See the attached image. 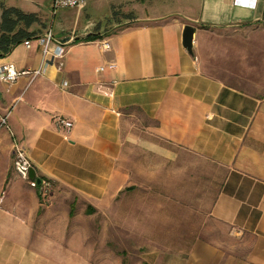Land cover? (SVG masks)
<instances>
[{"label": "crops", "instance_id": "obj_1", "mask_svg": "<svg viewBox=\"0 0 264 264\" xmlns=\"http://www.w3.org/2000/svg\"><path fill=\"white\" fill-rule=\"evenodd\" d=\"M116 1L106 3L104 17ZM180 2L174 15L135 14L112 27L107 18L87 23L82 34H71L60 68L51 54L42 56L37 37L45 30L0 57V65L19 70L42 68L33 79L0 81V264H87L93 228L105 247L98 259L106 258L108 230L131 226L119 219L128 213L121 202L131 180L121 167L125 150L136 144L172 154L128 130L132 110L154 122L148 130L155 137L224 168L210 216L251 237L241 258L196 240L182 264H264V91L252 94L205 74L197 55L205 28L264 29V0ZM185 24L194 26L193 54L182 46ZM88 35L95 38L84 40ZM54 115L72 127L58 129ZM16 145L50 181L49 201L14 171Z\"/></svg>", "mask_w": 264, "mask_h": 264}, {"label": "rangeland", "instance_id": "obj_2", "mask_svg": "<svg viewBox=\"0 0 264 264\" xmlns=\"http://www.w3.org/2000/svg\"><path fill=\"white\" fill-rule=\"evenodd\" d=\"M99 1L90 0L81 9L53 11L50 0H0V33L10 26L12 33L24 29L35 34L51 27L61 39L72 33L78 36L84 25L101 24L104 18L108 20L105 25L111 26L146 12L174 15L182 7L181 0H122L116 1L104 17L109 0ZM17 12L33 20L27 25L26 18ZM90 30L95 31L96 26ZM197 55L205 74L252 94L264 91V29L246 25L205 28L198 39ZM132 111L128 130L166 146L172 154L166 157L129 144L121 166L131 179L124 193L128 196L121 202L128 216L119 219L127 217L131 226L108 230V254L103 260L98 258L105 247L99 230L93 228L86 247L92 249L87 264H182L196 240L214 244L221 253L243 257L251 237L210 216L224 168L155 137L148 130L154 122Z\"/></svg>", "mask_w": 264, "mask_h": 264}, {"label": "built area", "instance_id": "obj_3", "mask_svg": "<svg viewBox=\"0 0 264 264\" xmlns=\"http://www.w3.org/2000/svg\"><path fill=\"white\" fill-rule=\"evenodd\" d=\"M52 9L55 11L57 8H76L81 9L84 7L90 0H50ZM234 3H240V0H233ZM73 40V35L68 36L66 40H61L57 38L51 27H48L44 34L37 37V41L41 46L42 56L45 57L48 54H51L55 59L58 60V68L62 65V59L66 53L67 44ZM25 45H29V41H24ZM102 49H109L110 43L107 40H102L100 42ZM107 67L114 68L115 63L111 62ZM104 67L100 66L99 70H103ZM42 73V68H33L26 70H19L11 62H7L0 65V81L9 85L16 81V79L22 75L27 74L30 76V79L35 78ZM105 94L110 92H104ZM54 125L58 129L69 130L72 127V121L61 115H54L52 117ZM6 125V116L0 119V127ZM13 168L14 171L22 179L26 180L28 185L37 190L40 199L43 201L49 200L50 187L51 183L47 178L39 177L34 174L33 178H29V171L33 168L32 163L27 156L24 148L20 145H16L14 148V158H13Z\"/></svg>", "mask_w": 264, "mask_h": 264}, {"label": "trees", "instance_id": "obj_4", "mask_svg": "<svg viewBox=\"0 0 264 264\" xmlns=\"http://www.w3.org/2000/svg\"><path fill=\"white\" fill-rule=\"evenodd\" d=\"M19 14V12H17ZM19 17L26 18L27 25L31 23L33 18L30 17V15H25V14H19ZM13 27L10 26L7 32H1L0 33V57L6 54L12 47H14L16 44L20 43L23 39L25 38H30L35 34V32H28L24 29L19 30L17 32H13ZM95 36H87L84 40H90L94 39Z\"/></svg>", "mask_w": 264, "mask_h": 264}, {"label": "water", "instance_id": "obj_5", "mask_svg": "<svg viewBox=\"0 0 264 264\" xmlns=\"http://www.w3.org/2000/svg\"><path fill=\"white\" fill-rule=\"evenodd\" d=\"M193 33L194 26L191 24H185L182 29V46L187 50L188 53L193 54ZM34 169L31 168L29 171V178L34 177Z\"/></svg>", "mask_w": 264, "mask_h": 264}]
</instances>
